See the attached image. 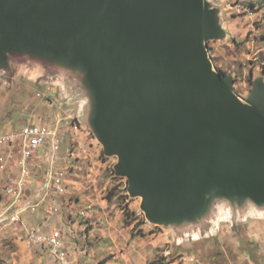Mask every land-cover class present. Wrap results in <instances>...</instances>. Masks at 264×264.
Wrapping results in <instances>:
<instances>
[{
	"label": "water",
	"instance_id": "water-1",
	"mask_svg": "<svg viewBox=\"0 0 264 264\" xmlns=\"http://www.w3.org/2000/svg\"><path fill=\"white\" fill-rule=\"evenodd\" d=\"M224 35L206 0H0V69L22 55L78 72L79 120L173 231L210 198L264 210V81L234 94L205 45Z\"/></svg>",
	"mask_w": 264,
	"mask_h": 264
},
{
	"label": "rangeland",
	"instance_id": "rangeland-1",
	"mask_svg": "<svg viewBox=\"0 0 264 264\" xmlns=\"http://www.w3.org/2000/svg\"><path fill=\"white\" fill-rule=\"evenodd\" d=\"M206 1L218 11L225 33L221 39L205 43L208 56L216 70L233 79L234 94L245 100L254 80L264 81V0ZM12 56L8 67L0 69V132L17 130L27 122H51L55 115L61 117V123L79 126L76 118L70 116L68 104L72 103L76 109L80 106L71 97L79 73L61 62L52 65L50 58L42 63L36 57ZM66 126L63 125L65 129ZM87 132L92 139L87 165L95 162L100 167L95 174L102 179L98 182L101 196L114 203L126 220L135 222L136 230L146 225L149 233L168 237L150 264H181L184 257L194 259L190 264H264V210H256L247 202L250 206L246 212H233L226 199L208 198L198 225L173 231L149 224L140 209L141 199L128 196L127 180L115 175L118 159L106 158L92 131ZM3 184L4 177L0 174V191ZM84 195L79 192L83 209L88 205Z\"/></svg>",
	"mask_w": 264,
	"mask_h": 264
},
{
	"label": "crops",
	"instance_id": "crops-1",
	"mask_svg": "<svg viewBox=\"0 0 264 264\" xmlns=\"http://www.w3.org/2000/svg\"><path fill=\"white\" fill-rule=\"evenodd\" d=\"M68 104L71 105L69 114L76 118L79 126L70 127L68 123H62L68 126L62 145L63 154L66 156L71 144L80 149L75 150L74 147L71 150L73 156L64 164V168L68 169V193L56 199L61 215L56 218L58 212L47 216L45 206L50 201L45 200L35 214L26 215L20 222L3 227L0 233V261L5 264H53L45 252L38 248L28 249L24 242L28 227L44 223V219H47L52 228L61 232L63 251L71 264H150L149 261L158 253L157 250L163 248L168 237L149 233L145 230L146 225L136 230L135 222L126 220L114 203L101 196L98 182H102V179L100 181L95 174L100 167L95 162L91 166L87 165L92 139L85 131L90 129L79 120L80 108ZM54 117L61 119L59 115ZM38 122L43 123L42 120ZM45 167L41 166L34 173L36 179L31 190L25 193L26 199L36 194L35 187L42 181ZM82 191L88 203L84 209L81 208L79 197ZM71 211L76 213L72 214Z\"/></svg>",
	"mask_w": 264,
	"mask_h": 264
},
{
	"label": "built area",
	"instance_id": "built-area-1",
	"mask_svg": "<svg viewBox=\"0 0 264 264\" xmlns=\"http://www.w3.org/2000/svg\"><path fill=\"white\" fill-rule=\"evenodd\" d=\"M67 133L58 117L51 122H27L17 130L0 132V174L4 177L0 191V233L3 227L35 214L45 200L50 201L45 206L47 216L59 212L56 199L68 193V169L64 164L73 156L71 150L74 147L80 149L71 144L66 156L63 154L62 145ZM43 165L46 167L42 181L35 187L36 194L26 199L25 193L31 190L36 179L34 173ZM51 226L44 219V223L28 227L24 236L26 247L45 252L53 264H71L63 251L61 232ZM182 261L181 264H190L194 259L184 257Z\"/></svg>",
	"mask_w": 264,
	"mask_h": 264
},
{
	"label": "trees",
	"instance_id": "trees-1",
	"mask_svg": "<svg viewBox=\"0 0 264 264\" xmlns=\"http://www.w3.org/2000/svg\"><path fill=\"white\" fill-rule=\"evenodd\" d=\"M220 72V71H219ZM221 73V72H220ZM222 74V73H221Z\"/></svg>",
	"mask_w": 264,
	"mask_h": 264
}]
</instances>
